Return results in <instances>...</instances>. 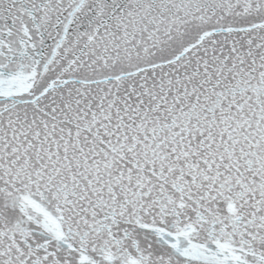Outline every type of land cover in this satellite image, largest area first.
Segmentation results:
<instances>
[{
	"label": "snow or ice",
	"instance_id": "6c2138e0",
	"mask_svg": "<svg viewBox=\"0 0 264 264\" xmlns=\"http://www.w3.org/2000/svg\"><path fill=\"white\" fill-rule=\"evenodd\" d=\"M0 264H264V0H0Z\"/></svg>",
	"mask_w": 264,
	"mask_h": 264
}]
</instances>
